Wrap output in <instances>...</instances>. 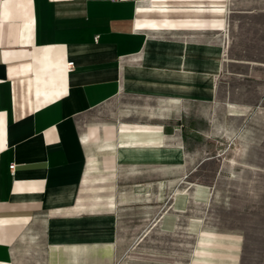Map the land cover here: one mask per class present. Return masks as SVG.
<instances>
[{"label":"crops","instance_id":"0c3cea01","mask_svg":"<svg viewBox=\"0 0 264 264\" xmlns=\"http://www.w3.org/2000/svg\"><path fill=\"white\" fill-rule=\"evenodd\" d=\"M228 7L0 0V264L122 263L144 169H184L190 156L134 111L102 123L92 113L120 95L212 99Z\"/></svg>","mask_w":264,"mask_h":264},{"label":"rangeland","instance_id":"374dc122","mask_svg":"<svg viewBox=\"0 0 264 264\" xmlns=\"http://www.w3.org/2000/svg\"><path fill=\"white\" fill-rule=\"evenodd\" d=\"M213 36L224 55L212 99L120 95L92 113L102 123L134 111L190 156L184 169H144L121 264H264V0H229Z\"/></svg>","mask_w":264,"mask_h":264},{"label":"built area","instance_id":"2783aa9c","mask_svg":"<svg viewBox=\"0 0 264 264\" xmlns=\"http://www.w3.org/2000/svg\"><path fill=\"white\" fill-rule=\"evenodd\" d=\"M68 67L70 69H72L74 67V63L73 62H68ZM10 168L12 169V171H14V168H15V164H11Z\"/></svg>","mask_w":264,"mask_h":264},{"label":"bare ground","instance_id":"6f19581e","mask_svg":"<svg viewBox=\"0 0 264 264\" xmlns=\"http://www.w3.org/2000/svg\"><path fill=\"white\" fill-rule=\"evenodd\" d=\"M210 247V246H209Z\"/></svg>","mask_w":264,"mask_h":264}]
</instances>
